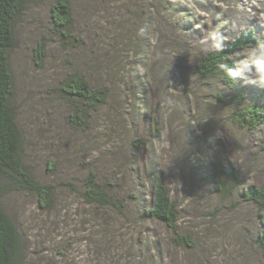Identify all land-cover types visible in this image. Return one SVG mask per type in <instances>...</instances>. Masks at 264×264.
I'll return each mask as SVG.
<instances>
[{
	"label": "rangeland",
	"instance_id": "374dc122",
	"mask_svg": "<svg viewBox=\"0 0 264 264\" xmlns=\"http://www.w3.org/2000/svg\"><path fill=\"white\" fill-rule=\"evenodd\" d=\"M75 1L74 13L80 29L85 27L88 18L89 21L97 17L104 20L123 18L125 22L127 17L135 25V40L143 37V40L149 39L154 45L153 55L149 57L129 54L125 67L127 82L124 88L121 86L120 93L113 95L115 99L112 104L115 107L120 109L117 102L123 93L128 92L131 102L127 109L132 113L137 110L146 114L151 108L148 109V105H152L153 88L168 91V97L159 100V138L154 140L155 128L139 121L140 134L146 140V147L141 145L134 150L136 160L133 163L136 172L146 177V187L139 195L142 200L151 202L149 176L156 171L153 169L156 162L157 172L163 175V181L181 212L179 226L191 232L196 247L194 250H182L172 243L173 236L163 225L145 223L142 233L148 245L135 247L140 250L136 262L264 264L263 256L253 243L259 227L255 211L245 204H240L236 210L232 208V202H241L240 194L247 186H264V155H257L262 132L250 134L229 124L227 116L231 109L214 98L219 95L228 97L233 92L219 82H202L193 77L190 71V62L199 53L229 45L246 29H253L258 37H264V0H110L105 6L99 5L98 14L94 8L87 13L88 8L83 7L82 0ZM49 11L50 3L46 0H29L24 19L16 26L17 42L11 58L19 121L28 136L26 162L42 182L58 187L60 181L67 180L80 185L90 166L88 161L93 160L91 156L94 157L92 163L97 161L95 155L83 154L81 145L86 144L90 150L95 148L96 143H92L91 139L80 142L85 136L81 138L78 134L67 132L62 117L66 109L58 103L52 117L55 125L51 128L63 130L53 138H59L64 153L60 155L58 150L52 152V133L47 131L49 124L44 119L50 108L44 105L43 98L45 96L47 99V90L54 88L70 70L69 62L72 60L49 33ZM213 33L218 34L217 39L219 35L224 37L219 48L215 46ZM43 38L50 40L48 57L44 69L38 70L34 63L35 50ZM158 40L167 44L157 48ZM173 42L175 48L183 53L182 56L165 57ZM252 49L236 53V70L242 67L244 60L251 58L249 54ZM180 63L181 66H178ZM163 66L168 77H162ZM249 67L250 71L236 76L238 85L249 101L262 103L264 83L260 80L257 67ZM120 119L122 126L125 125V117ZM127 131H130V127ZM124 135L119 141L127 140V145L129 138H132ZM106 159L108 162L103 155L93 166L100 169L114 164L110 158ZM49 161L56 164L58 176L47 171ZM224 161L240 170L243 180L236 194L230 200L221 202L213 186L204 178L212 164ZM59 201L63 206L56 214L42 216L36 200L28 195L11 194L2 200L8 214L18 225L26 246H29L27 258L32 264L36 262L34 252L42 247L49 249V246L67 245L76 246V252L70 251L67 261L75 259V264H90L81 255L83 248L77 247L84 246L82 239L85 235L79 227L83 219L72 210L80 204L75 198L67 199L63 194ZM217 207L223 210L217 217H208V213L214 212ZM89 214L92 215V212Z\"/></svg>",
	"mask_w": 264,
	"mask_h": 264
},
{
	"label": "trees",
	"instance_id": "16d2710c",
	"mask_svg": "<svg viewBox=\"0 0 264 264\" xmlns=\"http://www.w3.org/2000/svg\"><path fill=\"white\" fill-rule=\"evenodd\" d=\"M46 1L50 3L49 33L72 59L69 62L70 70L54 88L47 90V99L45 96L43 98L44 105L50 108L44 119L49 124L47 131L52 133L51 151L58 150L60 155L64 153L59 138H53L63 130L51 128L55 125L52 122L55 108L60 104L66 109L62 117L67 132L78 134L81 138L85 136L80 142L91 139L92 143H96L95 148L90 150L86 144H82V153L95 155L97 161L105 155V160L107 161L106 157L110 158L114 164L96 168L93 163L97 161L92 163L94 157L91 156L93 160L88 161L90 166L80 185L65 180L60 181L58 187L40 181L27 165L28 136L19 121L11 58L17 42L16 26L24 19L29 0H0V264H32L27 258L29 246H26L18 225L3 206L2 200L11 194H25L34 198L42 216H52L58 212L59 207L63 206L59 201L60 195H65L67 199L75 198L80 205L72 211L83 219L79 227L82 229L80 232L85 235L82 239L84 246L77 247L83 248L81 255L90 264H138L136 257L140 250L135 247L148 245L142 227L151 222L163 225L173 236L172 243L176 247L194 250V236L179 226L181 212L177 202L171 197L168 185L163 181V175L157 172L156 162L153 168L156 171H152L149 176L151 202L142 200L139 195L146 187V177H141L136 172L133 163L136 160L134 150L141 145L146 147V140L140 134L139 121L155 128L154 140L159 138V100L168 97V91L164 92L165 88H153L152 105H148V109L151 108L146 114L137 110L132 113L127 109L131 102L128 92L123 93L117 102L120 109L112 104L115 99L113 95L120 93L121 86L124 88L127 82L125 67L129 54L149 57L150 54L153 55L154 45L149 39L143 40V37L135 40V25L126 15L125 22L122 21L123 18L104 20L97 17L91 21L88 18L85 27L80 29L74 13L75 0ZM109 2L110 0H82V5L88 8L87 13L94 8L98 14L99 5L105 6ZM49 42L50 40L43 38L35 50L34 63L38 70L45 67ZM259 43H264V37H258L253 29H246L229 45L201 52L190 62L193 77L205 83L219 82L233 92L228 97L219 95L214 98L231 109L227 116L229 124L250 134L262 132L257 146L258 156L264 155V102L249 101L245 91L238 85L237 77H232L230 72L237 68L236 53L255 48ZM165 44L167 43L163 40H158L156 47ZM169 48L165 57L182 56L183 53L175 48L174 42ZM162 77H168L164 66ZM121 117H125L126 121L123 126ZM124 133L132 138H129L127 145V140L119 141L121 135L125 136ZM47 171L57 175L56 164L47 162ZM241 174L240 170L224 161L212 164L204 180L213 186L215 194L224 202L230 200L240 189L243 180ZM240 199L241 202H232V208L236 210L237 206L245 204L255 211L259 227L253 243L264 258V186H247L241 192ZM71 209L70 207L69 210ZM221 209L217 207L214 212L208 213V217H217ZM75 231L78 229L75 228ZM128 236L131 239L128 240ZM75 250L76 246L68 245L49 246V249L42 247L34 252V262L75 264V259L71 262L66 260L70 258V251L75 253Z\"/></svg>",
	"mask_w": 264,
	"mask_h": 264
},
{
	"label": "clouds",
	"instance_id": "9594fccd",
	"mask_svg": "<svg viewBox=\"0 0 264 264\" xmlns=\"http://www.w3.org/2000/svg\"><path fill=\"white\" fill-rule=\"evenodd\" d=\"M217 33L212 34V38L216 40V47L219 48L221 43L224 41L223 35H219L217 39ZM250 59H246L242 62V67L238 70H232L230 75L232 77H236L237 75H242L250 71V65H255L257 67L258 72L260 73L261 82L264 83V43H259L255 48H253L250 52Z\"/></svg>",
	"mask_w": 264,
	"mask_h": 264
}]
</instances>
